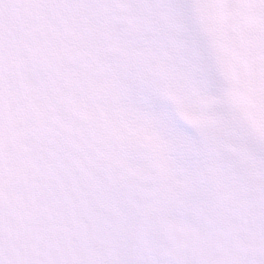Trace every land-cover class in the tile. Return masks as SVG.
I'll list each match as a JSON object with an SVG mask.
<instances>
[{
    "label": "snow or ice",
    "instance_id": "obj_1",
    "mask_svg": "<svg viewBox=\"0 0 264 264\" xmlns=\"http://www.w3.org/2000/svg\"><path fill=\"white\" fill-rule=\"evenodd\" d=\"M0 264H264V0H0Z\"/></svg>",
    "mask_w": 264,
    "mask_h": 264
}]
</instances>
